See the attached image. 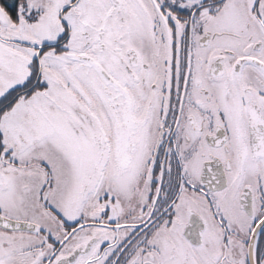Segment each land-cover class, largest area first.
<instances>
[{"label": "snow or ice", "instance_id": "snow-or-ice-1", "mask_svg": "<svg viewBox=\"0 0 264 264\" xmlns=\"http://www.w3.org/2000/svg\"><path fill=\"white\" fill-rule=\"evenodd\" d=\"M0 264H264V0H0Z\"/></svg>", "mask_w": 264, "mask_h": 264}]
</instances>
